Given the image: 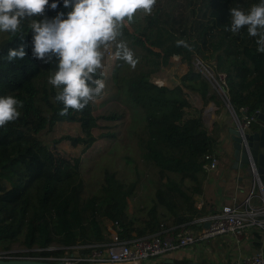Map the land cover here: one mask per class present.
I'll return each instance as SVG.
<instances>
[{
  "label": "trees",
  "instance_id": "trees-1",
  "mask_svg": "<svg viewBox=\"0 0 264 264\" xmlns=\"http://www.w3.org/2000/svg\"><path fill=\"white\" fill-rule=\"evenodd\" d=\"M53 2L49 0L45 17L63 12L66 18L71 9L59 0L53 10ZM256 3L259 0H157L134 29H121L118 38L133 48L139 62L132 69L119 60L111 77L115 89L123 90L126 102L142 114L137 144L143 163L156 174L153 202L138 220L127 213L134 183H124L105 169L100 186L85 196L80 157L56 147L67 141L85 150L94 143L93 129L101 117L94 115L93 102L81 112L59 115L63 105L54 101L58 89L47 83L56 59L45 62L32 56L28 20L16 33H5L0 40V96L16 97L23 108L16 121L0 128V252L9 253L18 242L26 250L11 251L15 256L34 254L37 248L43 255L60 257L66 247L108 242L111 233L104 221L121 239H131L214 213L204 197L203 164L206 154L218 153L220 129L216 123L208 127L205 110L212 104L218 111L226 99L237 112L246 107L253 114L264 107V53L257 51L256 38L248 36L246 26L238 34L225 31L230 8L247 11ZM177 39L186 40L192 51L177 47ZM20 45L25 57L8 62L9 49ZM197 60L212 71L225 94L196 68ZM174 61L186 68L177 83L168 87L151 81V74ZM99 73L97 78L103 79ZM102 118L119 117L112 112ZM63 121L74 123L78 133L63 134L52 145L39 138L41 131ZM52 245L57 247L49 250ZM202 254L172 259L174 264H224Z\"/></svg>",
  "mask_w": 264,
  "mask_h": 264
},
{
  "label": "clouds",
  "instance_id": "clouds-1",
  "mask_svg": "<svg viewBox=\"0 0 264 264\" xmlns=\"http://www.w3.org/2000/svg\"><path fill=\"white\" fill-rule=\"evenodd\" d=\"M157 0H62L65 13L54 18L32 19L43 15L49 0H0V33H16L24 20L32 30L31 51L35 59L57 63L47 83L58 89L54 101L63 105L59 115L69 110L81 112L100 96L105 82L97 78L103 68L104 51L115 44L113 58L135 69L139 59L124 41L117 42L120 30L127 18L131 22L138 10L152 13ZM59 6V0L51 3V9ZM230 26L225 31L238 34L246 26L249 37L256 38L257 51L264 53V0L252 4L247 11L240 7L229 9ZM177 47L192 51L184 39L175 41ZM26 55L23 45L9 49L6 60L13 62ZM23 102L12 95L0 96V128L16 121Z\"/></svg>",
  "mask_w": 264,
  "mask_h": 264
},
{
  "label": "rangeland",
  "instance_id": "rangeland-1",
  "mask_svg": "<svg viewBox=\"0 0 264 264\" xmlns=\"http://www.w3.org/2000/svg\"><path fill=\"white\" fill-rule=\"evenodd\" d=\"M142 15L143 11L138 10L131 22H128L127 18H125L121 29H134L142 21ZM45 18L44 14L38 15L37 20L39 21ZM4 35L5 33H0V40ZM119 41H121L120 38L117 39V42ZM127 46L135 53L132 47L128 44ZM115 50V44L107 50L102 49L104 51V57L101 72L103 74L102 80L105 82V88L101 96L93 102L94 115L101 117L97 120V127L93 129L96 140L85 150H83L82 146L73 147L67 141L56 143V147L65 154L80 157V173L84 182L85 196L92 194L100 186L105 169L115 172L116 176L124 183H134V193L128 200L127 213L128 216L138 220L145 215L146 208L153 202L156 174L154 168L148 167L143 163L137 144V138L142 126V114L126 102V93L123 90L117 91L113 84L111 76L114 67L119 62V60L113 58ZM122 66L124 68L129 67L126 63H123ZM185 70V64L174 61L170 67H163L151 74L150 79L157 84L172 87L179 81V78L184 74ZM205 73L208 76L211 73L207 67ZM212 84L215 87L214 83ZM211 106L216 108V106L210 104L205 110V122L208 127H211L213 123L211 113L214 110L217 111V109L211 108ZM225 107L226 105L219 106L218 109L225 110ZM112 112H115L117 117H119L117 120H104L102 118V115ZM77 133L78 129L74 123L63 121L58 122L51 131H41L38 136L45 144L52 145L54 144L53 140L63 134L76 135ZM230 144L228 140L227 142L221 143L218 152L219 150L226 149L227 154H229L232 147H230ZM159 209L162 210V208ZM223 238L228 240L227 237ZM212 242L216 243L219 240H212L211 244H207L201 251H199L201 246L186 249L187 255L197 257L202 252L204 257L209 259L214 258L213 250L215 251V248ZM55 247L57 246L52 245L50 248ZM220 248L222 251L225 250V247L220 246ZM22 250L25 251L26 248L18 242L14 243L10 249V251Z\"/></svg>",
  "mask_w": 264,
  "mask_h": 264
},
{
  "label": "built area",
  "instance_id": "built-area-1",
  "mask_svg": "<svg viewBox=\"0 0 264 264\" xmlns=\"http://www.w3.org/2000/svg\"><path fill=\"white\" fill-rule=\"evenodd\" d=\"M203 75L218 87L221 93L222 87L214 78L212 71L206 75V67L197 60L195 63ZM225 105L234 124L244 131L256 122L257 113L248 114L246 107H240L239 112L231 106L228 100ZM206 162L203 168L208 171L215 167L217 158L215 154L205 155ZM249 195L241 204H225L214 213L194 218L179 226H163L153 234L121 239L116 231L111 229L110 240L96 245H76L66 247L60 257L41 254L43 249H33L36 253L21 257L6 252H0V258L18 257L42 261H61L63 264H150L158 263L172 254L189 248L199 247L202 244L219 237L231 236L236 243L240 242L244 232L256 231L264 236V194L262 202L255 205L250 201ZM201 202H198L200 205ZM205 223H208L205 226ZM88 249L82 251L81 249ZM51 250V248H48ZM54 249V248H52ZM23 251V250H22ZM231 264H264V251L255 250L241 255Z\"/></svg>",
  "mask_w": 264,
  "mask_h": 264
},
{
  "label": "crops",
  "instance_id": "crops-1",
  "mask_svg": "<svg viewBox=\"0 0 264 264\" xmlns=\"http://www.w3.org/2000/svg\"><path fill=\"white\" fill-rule=\"evenodd\" d=\"M211 108L217 109V107L215 108L212 106ZM225 110L227 111L226 107ZM225 110L218 109V111L214 110V112L211 113V118L213 119L212 122L216 123L220 129L218 147L221 143L227 142V140L231 143L228 128L234 125V120L229 112H226ZM255 126H257V123L253 122L249 128ZM215 156L217 158L215 167L206 171V179L204 181V197L212 202L213 207L216 210L225 204H241L247 197H249L250 194H252L250 201L255 205H259L262 202V192L260 189L258 190L257 188H252L250 181L242 169L239 167H233L234 157L232 147L229 154H227L226 149H223L221 151L219 150ZM104 223L111 233L110 222L104 221ZM254 232L256 231L244 232L239 243H236L231 236H226L228 240L223 237L217 238L219 242H212L215 248V251L213 250L214 258L212 259L222 261L224 264H231L241 255H245L259 249L264 251V236L259 232L261 234L259 237V235L257 236ZM211 241L202 244L201 247L204 249L207 244H211ZM220 246L225 247V250H220ZM187 254L186 250H181L172 254L170 258H196L195 256L190 257Z\"/></svg>",
  "mask_w": 264,
  "mask_h": 264
},
{
  "label": "water",
  "instance_id": "water-1",
  "mask_svg": "<svg viewBox=\"0 0 264 264\" xmlns=\"http://www.w3.org/2000/svg\"><path fill=\"white\" fill-rule=\"evenodd\" d=\"M222 91L224 88L222 87ZM257 126L241 131L236 124L228 128L233 150V167L243 170L252 188L260 189L264 194V107L257 113ZM208 223H205L207 226ZM0 264H63L61 261H42L18 257L0 258ZM174 264L167 257L158 263Z\"/></svg>",
  "mask_w": 264,
  "mask_h": 264
}]
</instances>
